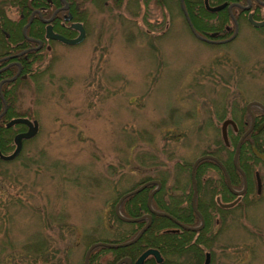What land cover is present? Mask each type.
I'll use <instances>...</instances> for the list:
<instances>
[{"label": "rangeland", "instance_id": "1", "mask_svg": "<svg viewBox=\"0 0 264 264\" xmlns=\"http://www.w3.org/2000/svg\"><path fill=\"white\" fill-rule=\"evenodd\" d=\"M80 2L87 13L84 39L42 49L51 68L31 78V90L18 89L14 107L28 112L38 130L22 141L18 158L0 164V260L7 264H33L13 253L34 235L55 250V264H82L93 240L121 243L112 242L123 232L113 210L123 194L161 174L167 194L191 192L188 168L176 164H192L221 145L224 119L244 117L248 126L247 102L264 104V30L240 21L237 33L212 43L194 30L183 0H164L169 15L154 0ZM0 12L18 18L14 0H0ZM225 146L234 153L236 144ZM252 168L262 173L263 187L259 195L252 189L250 203L225 213L217 240L222 264H264V162ZM218 176L207 170L200 181ZM58 213L61 227L43 224ZM144 224L134 225V235ZM109 254L95 259L105 263Z\"/></svg>", "mask_w": 264, "mask_h": 264}, {"label": "flooded vegetation", "instance_id": "2", "mask_svg": "<svg viewBox=\"0 0 264 264\" xmlns=\"http://www.w3.org/2000/svg\"><path fill=\"white\" fill-rule=\"evenodd\" d=\"M46 1H48V0H46ZM65 2L67 4L66 9H61V6H62L61 1H60L61 5L53 9L52 13L55 10L56 11L54 12L51 21L53 20L56 13L60 12L61 14H60L59 25L61 27H63L64 29H66L67 34L69 35L68 37L67 36H65V37L73 38V37L77 36V34H78V30H76L75 28H71L69 26L70 23H72V22H79L81 24V26L84 30V37H85L86 31H87V24L85 25V24H83L82 21H79V20H72V14L70 12V4L67 1H65ZM169 2H170V0H165V4H169ZM206 2H207V6L209 9H207V7H205L204 2H203V5H204L205 10L209 13V16L207 18V20L209 21V22L207 21L208 25L211 26V22L212 21L214 22L212 24L214 29L210 30L207 33H203L204 37L207 38V40L205 39L206 42L221 43L223 40H225L227 37H229L234 30H235V33H237L238 24L240 21H244L248 25H250L254 28H257L259 30H264V0H207ZM156 3L158 5V7L161 8L162 15L164 14V12H165V14L169 15L168 5L166 8L163 7L164 6V0H156ZM218 6H220V7L215 9V10L210 9V8H214V7H218ZM76 8H78V7H76ZM37 11H39V15H38ZM14 12H16L18 14V17H22V12L19 10L18 7L14 6ZM224 12H226L228 14V18L230 19V21L228 19L221 21V17L224 15ZM52 13H51V15H52ZM67 13H69L71 16L70 20H64L63 19V15H66ZM34 15L38 16L42 20V22H43V19H48L49 17H51V15H50L49 17L42 18L40 10L34 9L30 12L29 16L26 19L27 24L25 23V25H26L25 30H26L27 26L31 23L32 16H34ZM29 18H30V21H29ZM10 19H12V18H10ZM12 20H15V19H12ZM51 21H50V25H51L52 31L57 33V34H60L59 31H56V29H54ZM251 21H253L255 23H261V24L253 25L251 23ZM43 24H44V22H43ZM187 25H188V28L190 30H192V28L189 27L188 23H187ZM23 26H24V24L21 27L22 29H23ZM22 29H21V34H22L23 38L22 39H15V40L9 38V35L7 33H5L3 30L0 31L3 34L2 35L3 37H0V117L4 114V112H6V110L8 108V103L2 97L1 87L6 83L13 82L16 79V77H18V78L24 80L23 87L31 90V78H33V77L36 78L37 74L39 76L40 72H45L47 69L51 68V60L52 59H51V57H47V54H45L42 49H44L45 51H50L51 50L50 45L54 41L58 42V41L53 40V39H46L44 37V31H43V37L46 41L43 44V42L40 39L34 38L31 35H29L28 37L24 36V34L22 33ZM43 30H44V27H43ZM61 36H63V35H61ZM84 37H83V39H84ZM37 41H40L39 47H37L38 46ZM80 42H78V43H80ZM224 42H226V41H224ZM64 45H66V44H64ZM73 45H76V44H73ZM36 52L40 54L39 59H36ZM41 53L43 55H41ZM42 60H44L45 64L43 66V69L40 68V69H42V71H41V70H39L38 65ZM12 77H13V79H12ZM25 84H26V86H25ZM250 102L259 103L263 107V109H261L258 106H250V111H251V109H255V111H253V112L251 111V113L253 115L252 129L241 140V142H242L244 139L249 137V139H248L249 148H250L251 144H253V146L255 147L254 141L252 140V137H250V134L251 133H259L262 129H264V124H263L264 123V104L259 100L249 101L244 105V108ZM23 117L28 118L27 116H23ZM11 118H13V117H10L7 120L2 122L4 127H5V123L7 121H9ZM248 121H249L248 122V126H249V124H250L249 116H248ZM261 124H263V125L258 130H256V128ZM14 125H16V124H14ZM12 126H10V127H12ZM248 126L246 127V129L248 128ZM5 128H9V127H5ZM230 128L232 129L233 133H237L238 129H237L236 125H235V128L232 127L231 125H227L226 135H228ZM25 129H26V127L24 126L22 130L24 131ZM246 129L240 133L238 140L241 137V135L246 131ZM18 132L19 131H17V132L15 131L13 133V136ZM227 141H228V137H227ZM241 142H240V144H241ZM12 144H13V142H12ZM240 144H239V146H240ZM13 147H14V145H13ZM238 149H239V147H238ZM255 149H256V147H255ZM250 151H251V149H250ZM258 152H260V151H258ZM237 153H238V151H237ZM260 153H262V152H260ZM251 154L253 155L252 151H251ZM262 154H264V153H262ZM256 159L260 162H264V161L259 160L258 158H256ZM236 161H237V158H236ZM239 168L245 177V188L242 191V193H240V194L233 193L229 189V187L226 184L225 176H224L221 168H220V172H221L224 184L222 182L220 174H219L218 178L216 179V181H214V182H212L210 178L207 180L208 182L206 181L207 183L200 181L201 186L199 187V189H198L197 183L195 181L196 192H195V198H194V206H195L196 211H194L192 206H191L192 181L190 179L191 193H190L189 204H190V208L192 211L191 214H188L187 212H184V210L180 209L181 206L186 203L185 201L180 203L181 197L177 198L175 196L167 194L164 191V187H163L164 182L162 184L160 179H158V178L152 179V181H158L159 182L158 187L154 183L146 184L144 188H148L147 196L154 189L155 190H154L152 196H154L156 192H158L160 189H162V191H160L161 192L160 197L157 199L159 204L155 203L154 197L151 196L152 198H150V201H151L150 207L153 211L162 212L163 214L158 215V214L150 212L148 210V207H147V202H145L146 211L141 212L140 215L133 216L129 212H127V211L126 212L128 214H130V216H129L130 218L140 217V216L146 215L148 213L150 215V223L152 221L153 216H161V217L168 218L170 223L168 225H166L165 227L160 228L158 230V232H155L154 234L155 235L156 234L157 235H163V234L169 235L170 240H171V242L169 244L170 245L173 244V245H172V251L169 253H166V254L160 253V251L156 248L149 247V248L154 249L158 252L159 260L157 261L156 257L154 255L148 254L143 259L142 264H222L223 259L225 257V254H224V251L220 249V245H217V240H218L219 235L223 231V227L225 224V213H227L228 210L232 209L233 207L239 206V204H242L243 201H245V200L248 201L249 203H250V200L252 201V199H250L248 197L247 198L243 197L247 188H248L247 184H248L249 178L252 180V189H254V193L256 195L260 194L262 187H263V181H262V177H261L262 173L261 172L257 171V169L250 167V168H248V172H247L250 174H247L241 167H239ZM224 169L227 173L231 189L235 190V191L241 190L242 189V180H243L242 174L235 167H233V171H231L230 173H228V171L226 170L225 167H224ZM207 170H212V168H209ZM207 170H205V172ZM161 175L164 176V174H161ZM231 176L235 181L234 184H232L230 181ZM189 178H190V169H189ZM238 181L240 182V184L236 185V183H238ZM257 181L259 182V192L256 191ZM134 189H130L129 191L134 190ZM141 190L129 194L124 199H131L130 197L132 195L140 192ZM250 195H251V192L248 196H250ZM234 200H236V201L231 206H228V207L222 206L223 204L230 203ZM132 201L133 200H130V202L127 204V208L129 209V211L133 210L134 206H135ZM198 206L200 208H198ZM146 220L147 219L144 218V219L138 220V221L143 223V222H146ZM136 222L137 221L131 222V223H136ZM150 223H149V225H150ZM183 226H186L189 228H185ZM195 227H199V228L198 229H191V228H195ZM204 227H206V229H203ZM213 227H216V228L213 229ZM161 237L163 238V236H161ZM97 247H100V246H97ZM113 248H117V247H113ZM86 249H85V251H86ZM146 249H148V248H146ZM146 249H144L143 251H145ZM85 251H84V253H85ZM142 252H140L133 259L130 257V255L120 256V257L115 259V257L112 254H109V257L107 259H105L104 261L105 262L110 261V262H112L111 264H134L135 259ZM87 264H88V260H87ZM94 264H104V263H101V262L99 263L98 259H96Z\"/></svg>", "mask_w": 264, "mask_h": 264}, {"label": "trees", "instance_id": "3", "mask_svg": "<svg viewBox=\"0 0 264 264\" xmlns=\"http://www.w3.org/2000/svg\"><path fill=\"white\" fill-rule=\"evenodd\" d=\"M60 1L61 0H48V1H46V0H14V6L18 7L19 10L22 12V17H18L16 20H12V19L4 16L3 13L0 12V31L3 30L5 33H7L9 35V38H11V39H14V40L15 39H22L23 36L21 34V27L24 23H26V19L29 16L30 12L34 9H40L41 10L40 13H41L42 18L49 17L51 15L53 9L61 5ZM65 1H67L70 4V12L72 14V20L82 21L83 24L86 25V22H87L86 10H84V9L79 10V5L80 6L82 5V4H80L81 0H65ZM91 1L94 4H100L102 2V0H91ZM113 2H114V4H116V6H118L120 4L121 0H113ZM154 2H156V0H154ZM76 7H78V8H76ZM183 7H184L185 11L187 12V15L189 17V21H190L192 27L194 28V30H196L198 32H206L207 33L210 30L214 29V27L212 26V24L214 23L213 21L211 22V26L208 25L209 21L207 20V18L209 16V13L205 10L202 0H183ZM60 14H61L60 12L56 13L53 20L51 21L52 26L54 27V29H56V31H59L60 34L63 35V37H65V36L68 37L69 35L67 34V30L59 25ZM227 19H228V14L226 12H224V15L221 17V21L227 20ZM43 27H44V25H43L42 20L38 16L34 15V16H32L31 23L26 28V34L31 35L34 38L40 39L44 44L46 41L43 37V31H44ZM2 35L3 34L0 32V37H3ZM67 37H65V38H67ZM41 55H43V54L41 53ZM39 57H40V54L36 52V59H39ZM20 84H24V80L16 77V79L13 82L6 83L1 87L2 97L8 103V108H7L6 112H4V114L0 117V152L2 154L8 153V151L13 149L12 135L15 131L17 132V131H21L23 129L22 124H16V125H13L12 127L5 128L2 124V122L7 120L10 117L28 115V112L20 111V110L16 109V107H14V104L17 100L18 89L21 86ZM246 122H247V120L244 119V117L241 119L234 120V123L238 129L236 134H234L232 132L231 128L229 129L227 137H228V142L231 143V145L233 146V149H234V146L236 144V141L238 140L240 133L243 130H245L247 127ZM250 137H252V140L254 141V145H255L256 149L258 151L264 153V129H262L259 133H251ZM150 139L151 138H148V140H150ZM248 139H249V137H247L246 139H244L241 142L239 149H238V153H237V164L246 173L248 172V168L252 167L253 164L255 163V161L256 162L258 161L251 154ZM134 141L132 142V144L134 143ZM22 143H24V142H22ZM219 149L226 150L228 152V150L226 149V146L223 145V143H222L221 145L217 146L215 149L204 150L201 153V155L210 154V155L215 156L216 158H218L221 161V163L226 168L228 173H230L233 170V165L231 162V156H232L233 150L229 151L227 153L226 157H221L218 153ZM20 152L18 153V155L20 154ZM18 155L12 160H15L16 158H18ZM12 160H10V161H12ZM10 161H4V162H10ZM2 162L3 161L0 160V164ZM176 165H177L176 168H178L179 170H183L185 168L186 169L188 168V172H189L191 162L183 161V162L177 163ZM207 168H212V169L217 170L218 173L220 174V177H221L222 182L224 184L219 165H217L215 162H213L209 159H204V160L199 161L195 167V177L197 178L198 189L201 186L200 178H201L202 174H204L205 170H207ZM247 174H250V173H247ZM156 177L158 179H160L161 182H164L165 178L162 175H159ZM230 181L232 184L235 183L232 176L230 177ZM239 184H240V182L238 181V183H236V185H239ZM247 186H248V188H247V190L243 196L244 198H247L248 195L250 194V192L252 191V180L250 178H249ZM160 191H162V189H160L154 195V201L157 204H159L157 199L160 197V193H161ZM190 193H191L190 191L188 193H183L181 196V199H180V201H181L180 203H182L183 201L186 202L185 204H183L181 206L180 209L184 210V212H187L188 214L192 213L191 208H190V204H189ZM146 195H147V193L144 189V190L132 195L130 197L131 199H124L122 201V203L120 204V207H119L120 211L122 213L127 211L133 216L140 215L141 212L146 211V207H145ZM130 200H133L132 202L135 205L134 209L131 211H129V209L127 208V203L130 202ZM198 208H200V207L198 206ZM113 217H114L115 223H117V225L119 227L122 226L123 232H121L117 238L112 240V242H122V241H125V240L131 238L137 229L134 227V225L139 226L141 224V222H139V221L136 223L122 222L116 216H114V214H113ZM61 218H62V215L60 213H58L57 215H55L51 219L45 220L43 222V224L45 226H49V227H51L52 225L57 226V227H61ZM49 221H50V223H49ZM169 223H170V221L166 217L153 216L150 225L145 229V231L141 234V236L135 242H133L127 246H122V247H117V248L98 247L96 249L95 253L91 252L90 255L88 256V264H94L95 263V260H96L95 254L96 253L100 254V253H103L105 251L110 252V254H112L115 257V259L120 257V256H124V255H130V257L133 259L140 252H142L144 249L149 248V247L156 248L160 251V253H163V254L171 252L173 244H171V245L169 244L171 242L170 236L167 234H163V235H157V234L155 235L154 234L155 232H158V230L160 228L165 227ZM62 224H63V222H62ZM203 229H206V227H204ZM161 236H163V238ZM104 241H108V240H104ZM93 242H94V240L88 242L86 244V246L90 245ZM0 244H2V243H0ZM11 246H12V244H11ZM3 247L4 246H2L0 248V251ZM17 247L18 248L13 253V255L19 257L20 259H22V258L26 259L27 258V260H29V261L31 260V263H33V264H48L50 261H52L51 264H55V262H54L55 250L54 249L53 250L48 249L47 242H46L45 238H43V237L36 236V235L31 236V237L30 236L26 237L19 245H17ZM82 259H83V256H82ZM55 260H56V262L59 261V259H57V258ZM111 263L112 262H110V261H106L104 264H111ZM0 264H7V263L0 260Z\"/></svg>", "mask_w": 264, "mask_h": 264}, {"label": "water", "instance_id": "4", "mask_svg": "<svg viewBox=\"0 0 264 264\" xmlns=\"http://www.w3.org/2000/svg\"><path fill=\"white\" fill-rule=\"evenodd\" d=\"M207 0H203L204 2V5L205 7L208 8L207 6ZM62 2V6H61V9H66V2L64 0H61ZM220 6L218 7H214V8H210L211 10H215L217 8H219ZM56 11V10H55ZM54 11V12H55ZM54 12L52 13L51 17H49L48 19H43V22L45 23V26H44V37L46 39H53V40H56L62 44H66V45H73V44H77L78 42H80L83 37H84V30L81 26V24L79 22H72L70 23V27L71 28H75L76 30H78V34L77 36L73 37V38H65L63 36H61L60 34H57L55 32L52 31L51 29V25H50V21L53 17V14ZM38 15H39V11H37ZM71 16L69 13H67L66 15H63V19L64 20H70ZM187 20V18H186ZM29 21H30V18H29ZM188 21V20H187ZM251 23L253 25H259L261 23H255L253 21H251ZM24 30H25V26L23 27L22 29V33L24 34ZM197 37L198 35L195 34ZM38 43V46L40 45V41H37ZM13 79V77H12ZM250 106H258L260 107L261 109H263V107L257 103V102H250L248 103L246 106H245V109L250 117V124L248 126V128L246 129V131L241 135V137L239 138V140L237 141L236 143V146H235V149H234V153H233V156H232V163H233V166L242 174V171L240 170L239 166L237 165L236 163V158H237V151H238V147H239V144L242 140V138L252 129V125H253V115L250 111ZM14 124H23L26 129L25 131H22V132H18L16 133L13 137H12V142H13V149L10 153L8 154H2L0 152V160H3V161H8V160H11L13 158H15L17 156V154L19 153L20 151V148H21V145H22V141L25 140V139H29L33 136H35V134L37 133V130H38V123L35 119H28V118H25V117H15V118H11L9 121H7L5 123V127H10ZM264 124V123H263ZM263 124L259 125L256 130H258ZM227 125H231L232 127L235 128V124L234 122L229 119V118H226L222 121L221 123V126H220V134H221V138H222V141L225 145H228V141H227V135H226V127ZM250 149L253 153V155L258 158L259 160L261 161H264V154L258 152L255 147L253 146V144H251L250 146ZM204 159H209L213 162H215L217 165H219V167L222 169V172L225 176V180H226V184L227 186L229 187V189L233 192V193H236V194H240L242 193V191L244 190L245 188V177L244 175L242 174L243 176V180H242V189L239 190V191H235V190H232L231 187H230V182H229V179H228V176H227V173L223 167V165L221 164V162L214 156L212 155H209V154H204V155H200L198 157H196L192 164H191V167H190V177H191V181H192V194H191V206L193 208L194 211L195 210V206H194V198H195V192H196V184H195V180H194V168L196 166V164L201 161V160H204ZM149 183H154L156 184V186L158 187L159 186V182L158 181H151ZM148 183V184H149ZM146 184H143L139 187H137L136 189L130 191V192H127L125 194H123L118 200L117 202L115 203L114 205V214L116 215V217L118 219H120L121 221H124V222H135V221H138V220H142L144 218H146V222L144 224V226L134 235V237L132 239H130L129 241H125V242H121V243H108V242H104V241H97V242H94L92 244H90L84 255H83V260H82V264H87V258H88V255H89V252L94 248V247H97V246H101V247H109V248H113V247H120V246H126V245H129L133 242H135L139 236L142 234V232L144 231V229L149 225L150 223V216L149 215H143V216H140V217H137V218H128V217H124L120 214L119 212V205L121 203V201L126 197L128 196L129 194L131 193H134V192H137L139 190H141ZM156 187V188H157ZM155 190V189H154ZM154 190H152L148 197H147V207H148V210L152 213H155V214H158V215H162L163 213L162 212H155L151 209L150 207V198L154 192ZM257 192H259V182L257 181V189H256ZM236 200L230 202V203H227V204H223L222 206H225V207H228V206H231L232 204L235 203ZM197 213V212H196ZM185 228H189V227H186V226H183ZM199 227H195V228H191V229H198ZM148 254H152L156 257V260L158 261L159 258H158V252L154 249H151V248H148L146 249L145 251H143L134 261V264H142L143 262V259L148 255ZM128 261V260H127Z\"/></svg>", "mask_w": 264, "mask_h": 264}]
</instances>
